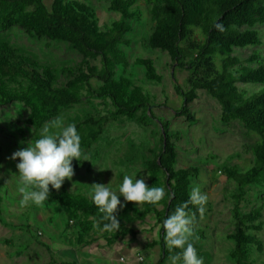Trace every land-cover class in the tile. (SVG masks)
Instances as JSON below:
<instances>
[{
    "label": "trees",
    "instance_id": "16d2710c",
    "mask_svg": "<svg viewBox=\"0 0 264 264\" xmlns=\"http://www.w3.org/2000/svg\"><path fill=\"white\" fill-rule=\"evenodd\" d=\"M136 2L110 0L109 10L120 16L101 28L96 11L78 0H53L49 6L45 0H0L2 30L19 26L37 38L67 43L81 54V59L74 64L55 66L24 52L0 34V105L21 102L28 108L23 122L39 129L84 96L96 100L102 108L96 109L95 115L86 113L83 120L76 118L74 124L83 153L98 141L109 119L125 118L142 125L156 120L161 129L159 146L152 156L143 159V164L149 187L165 189V196L157 205L145 203L139 209L133 202H124V207L116 213L119 231L109 233L103 230L108 221L102 219L103 214L85 193L72 192L64 185L59 191L50 186L51 194L45 202L57 203L65 209L64 227L77 231L74 240L78 244H92L93 238L85 236L100 229L108 245L126 235L134 239L138 232L132 224L152 214L158 228L157 240L153 243L160 248L156 264H164L182 250H168L163 222L177 206L186 202L185 211L190 216L196 215L197 206L189 202V197L191 181L197 179L199 170L196 166L176 167L177 153L172 139L178 138L179 132L168 133V121L157 118L152 110L155 104L151 96L142 86L134 84L126 71L129 61L120 45L131 43L126 36L133 31L129 19L141 18ZM144 2L152 23L146 45L166 51L174 70L188 73L186 90L179 85L174 71L172 73L175 92L183 102L174 112L194 120L187 104L197 97L196 90L202 89L219 104L223 123L237 120L257 137L249 146L253 161L245 171L241 172L237 165L219 169L237 184L232 208L235 228L227 234L234 242L230 258L236 264H252L253 246L257 250L262 247L255 231L263 227L260 218L264 200L246 213L240 210L239 203L247 187L255 184L264 189V59L253 50L242 64L233 52L235 48L261 44L257 30L251 27L264 24V0ZM218 23L224 31L215 27ZM132 63L145 68L148 80H162L151 58L138 57ZM61 75L65 80L60 81ZM237 81L260 87L249 92L240 89ZM190 242L196 248V241ZM178 263L183 264V260ZM60 264L77 263L64 260Z\"/></svg>",
    "mask_w": 264,
    "mask_h": 264
},
{
    "label": "rangeland",
    "instance_id": "374dc122",
    "mask_svg": "<svg viewBox=\"0 0 264 264\" xmlns=\"http://www.w3.org/2000/svg\"><path fill=\"white\" fill-rule=\"evenodd\" d=\"M52 1L45 0V3L49 6ZM78 1L96 11L102 24L101 28L120 16L119 13L109 10L110 0ZM136 6L141 18L129 19L133 31L126 36L131 43L128 46L120 45L129 61L126 71L132 82L142 86L151 96L155 104L152 110L157 118L168 121V133L179 132V137L172 139L177 153L176 167L198 168L197 179L191 181L190 193L198 186L200 192L208 197L202 217L196 205L197 212L192 223L194 235L190 241H196L198 257L203 258V264H236L229 255L234 248V242L227 238V234L232 233L235 228L232 208L237 184L220 173L219 169L237 165L241 172L245 171L253 161L249 146L257 137L254 133L247 132L237 120L223 123L220 120L219 104L202 89H197V97L187 104L194 120H187L174 112L183 102L175 92L172 73L174 71L179 85L184 90L187 89L188 73L184 70H174L166 51L146 45V39L152 29L148 6L144 0H137ZM251 29L257 30L261 44L234 49V55L240 58L242 64L253 50L264 59V24H256ZM0 34L24 52L55 66L74 64L81 59V54L67 43L51 41L45 37L37 38L19 26H11L6 30L0 28ZM138 57H148L154 61L157 73L162 77L160 82L148 80L145 77V68L133 65V60ZM63 80L65 77L61 75L60 81ZM236 84L240 89L249 92L260 87L240 81ZM101 108L96 100L84 96L79 103L63 110L57 117L45 122L41 128L35 129L23 122L28 108L21 102L13 101L0 105V264H60L63 260L81 264L77 259L81 257L79 249L88 244H78L74 240L77 231L65 229V209L57 203L46 202L43 207L31 203L22 207L20 204L22 195L18 191L19 174L16 168L19 158L11 160L9 157L13 152L26 148L29 143L41 138L45 127H48L50 132H59L60 129L53 126L54 121L59 120L66 127L75 124L76 118L83 120L86 113L95 115V110ZM160 131L156 120L148 125H142L125 118L109 119L104 123L98 141L84 152L91 161H83V157L81 161L74 159L72 162L74 176L72 180L66 179L63 185L72 192L85 193L91 198L93 183L106 184L110 191L119 195V187L125 175L132 178L133 182L135 179L143 178L149 186L143 159L152 156L157 150ZM118 198L123 204V196ZM263 200L264 189L254 184L247 187L239 208L246 213L260 205ZM136 206L141 209L143 205ZM260 220L263 227L255 231V234L262 247L257 250L253 246L250 253L252 264L264 262V206ZM154 221V216L149 214L144 221L132 224L138 233L134 239H129L130 250L116 252V248L115 254L113 250L102 251V247L105 246V234L101 229L85 236L87 239H98L101 242L98 246L92 244L88 248L94 250L97 255L100 254L99 259L113 253L119 264H121L119 256L124 258L123 262L126 264H156L160 248L158 244L153 243L157 240L158 229ZM122 246L121 238L117 241V247ZM71 248L73 249L70 250ZM73 251L74 253L77 251L76 256ZM164 264H171V261Z\"/></svg>",
    "mask_w": 264,
    "mask_h": 264
},
{
    "label": "clouds",
    "instance_id": "9594fccd",
    "mask_svg": "<svg viewBox=\"0 0 264 264\" xmlns=\"http://www.w3.org/2000/svg\"><path fill=\"white\" fill-rule=\"evenodd\" d=\"M215 27L219 31H224L219 23ZM53 126L60 131L50 132L49 128L45 127L41 138L29 143L28 147L13 152L9 157L11 160L19 158L16 168L19 174L18 191L22 195L20 201L22 207L30 203L43 207L50 197L51 189L59 191L66 179L72 180L74 159L81 161L83 157V161H91L81 150V138L74 124L65 127L57 120L53 122ZM105 185L92 184V200L103 214L102 219L108 221L103 225V230L109 233L117 232L120 228L116 213L124 204L121 203L119 196H123L125 203L133 202L135 205L145 203L157 205L165 196L163 187H149L143 178L135 179L133 182L127 175L123 177L119 195ZM207 199V195L201 193L198 186L192 189L189 202L198 206L201 217L205 212L204 205ZM187 203L177 206L174 213L163 222L164 240L168 250L170 252L174 249L182 250L170 257L171 264H177L181 259L183 264H203V258L198 257L196 248L190 242L194 235L192 223L195 214L189 216L185 211ZM121 264H124L123 259Z\"/></svg>",
    "mask_w": 264,
    "mask_h": 264
},
{
    "label": "crops",
    "instance_id": "0c3cea01",
    "mask_svg": "<svg viewBox=\"0 0 264 264\" xmlns=\"http://www.w3.org/2000/svg\"><path fill=\"white\" fill-rule=\"evenodd\" d=\"M126 236L122 237V241H123L122 247H117V241L121 240V238H118L117 240H115L113 243H111L109 245L106 244V242H105L104 243L105 246L102 247V251H104V252H109L110 250L114 251L116 248H117L116 252H120L122 250H123V252L125 250H130L131 246L129 245V241H130L129 239H131V236L128 235L129 238H126ZM92 244H94L95 246H98L101 244V242L98 239L97 240L93 239ZM92 244L87 245V246H83L79 249V254L81 255V257H78L77 259L80 261L81 264H119L118 262H116L115 255H113V253L111 256L105 255V258L99 259L98 257L100 254L97 255V253L94 250L88 248V246H91ZM72 249L73 248H71L70 250H72ZM77 251L75 253L73 251L74 255L77 253ZM114 254H115V251H114ZM121 258L124 260V258L122 256H119L118 260L120 262L122 260ZM124 264H126V263H124Z\"/></svg>",
    "mask_w": 264,
    "mask_h": 264
},
{
    "label": "built area",
    "instance_id": "2783aa9c",
    "mask_svg": "<svg viewBox=\"0 0 264 264\" xmlns=\"http://www.w3.org/2000/svg\"><path fill=\"white\" fill-rule=\"evenodd\" d=\"M122 259V258H121Z\"/></svg>",
    "mask_w": 264,
    "mask_h": 264
}]
</instances>
